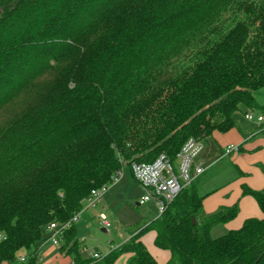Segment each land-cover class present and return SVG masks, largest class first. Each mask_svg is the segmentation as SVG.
<instances>
[{"label":"trees","instance_id":"1","mask_svg":"<svg viewBox=\"0 0 264 264\" xmlns=\"http://www.w3.org/2000/svg\"><path fill=\"white\" fill-rule=\"evenodd\" d=\"M259 92L264 0H0V264H38L46 228L78 214L121 162L173 163L187 140L233 130L236 112L264 118ZM206 171L101 258L82 256L74 224L59 252L158 264L141 241L152 232L165 264H264V187L241 186L262 217L215 238L239 200L206 214L218 191L202 190Z\"/></svg>","mask_w":264,"mask_h":264},{"label":"rangeland","instance_id":"2","mask_svg":"<svg viewBox=\"0 0 264 264\" xmlns=\"http://www.w3.org/2000/svg\"><path fill=\"white\" fill-rule=\"evenodd\" d=\"M256 100L261 107L264 104V92L257 93ZM245 112V114L244 111L236 112L233 115L235 125L244 133L258 125L256 121L257 116H260L263 121L262 113L257 111L251 112L254 114V121H248L245 119V115L250 113V111ZM206 143H208L209 146L212 145V141H206ZM202 152L203 153L199 156L201 160L204 159L203 156L204 153L207 152V149ZM214 152H216V150ZM217 152V154H214L213 157L210 158L212 164L206 167L207 171L204 175V180L206 182L202 189L206 192L213 191L223 185L229 184L237 177V170L231 164L228 157H224L216 162V159L220 155V150ZM197 160L195 162H197ZM122 165L124 169L122 179L119 183L108 186L103 192L101 203L89 210L95 215L104 214L110 223V228L106 229L104 233L101 231L102 227L99 226L95 218H87L88 216H86L85 213L81 214L78 222L75 224L77 232L76 238L80 250L85 249L88 252L100 253L104 256L108 253L109 247L110 249L116 248L128 238L127 232L130 229L141 225L143 221L150 220L154 216H157L156 208L151 203L145 206H137L139 200H141L145 194L144 189L134 179L129 166L126 163ZM252 217L256 216L253 215ZM226 231L227 229L225 227L216 228L211 232V235L216 238L223 235ZM151 235L153 234L150 233L147 237L146 234L144 240L145 245L157 262L163 264L168 254L151 248L150 244L147 243V238ZM82 256L86 258L85 255ZM69 259L72 260V256H69ZM118 264H122L121 261Z\"/></svg>","mask_w":264,"mask_h":264},{"label":"crops","instance_id":"3","mask_svg":"<svg viewBox=\"0 0 264 264\" xmlns=\"http://www.w3.org/2000/svg\"><path fill=\"white\" fill-rule=\"evenodd\" d=\"M245 113L246 112L244 111V114ZM263 124H264V118L261 123H258V125L255 128L247 131L246 133H244L239 127L235 125V128L230 132H228L227 134L222 135L215 133L210 138L202 142L203 150L207 149V152L204 153L203 156L204 159L201 160V158L199 157L197 163L198 164L201 163L204 169H206L208 165L212 164L210 158H212L213 155L217 154L218 153L217 151L220 150V155L216 159V162L223 159L224 157H228L230 159L231 164L235 167L236 170H238L237 177H235L231 183L217 188L218 191H216L214 194L209 196L204 202L205 213L212 214L219 207L231 206L234 202L239 200V215L234 222L225 226L227 230L239 228L242 222L246 219L262 217L259 208L257 207L255 201L252 198L241 197V186L245 184L254 190H261L264 187V175L262 173V168L264 169V134L262 133ZM206 141H212L211 143L212 145L209 146L208 143H206ZM229 145L238 146V148L241 147L242 152H239L237 150L226 154L225 151ZM215 150L216 152H214ZM239 172H241L243 176L239 175ZM89 210L90 209L84 211L83 213H85L86 216H88L87 218H91V219L95 218L97 215H95L93 212H90ZM253 215L256 217H252ZM101 230H105V229L102 228ZM152 234L153 235L147 238V243L150 244L151 248L158 250L153 246L154 233ZM145 237L146 235L141 239L144 245H145L144 242ZM126 240L127 238L125 239V241ZM59 246L58 247L53 246L48 241L43 242L38 250V264H72V260L69 259L68 255L59 252ZM112 249H110L109 247L108 252H110V250ZM149 253L151 254L150 251ZM166 253L168 254V257L166 258L165 263L169 259V253L168 252ZM151 256L154 258L152 254ZM126 260H127V256H123L119 258L115 264H118L120 261L122 264H125ZM155 261L157 262L156 259Z\"/></svg>","mask_w":264,"mask_h":264},{"label":"built area","instance_id":"4","mask_svg":"<svg viewBox=\"0 0 264 264\" xmlns=\"http://www.w3.org/2000/svg\"><path fill=\"white\" fill-rule=\"evenodd\" d=\"M245 119L254 121V114L251 112L246 114ZM256 121L261 123L262 118L257 116ZM237 150L238 146L229 145L225 152L228 154ZM202 151V142L191 138L183 145L173 163L163 155L152 164L131 163L129 166L131 173L145 192L142 199L139 200L138 206H145L151 203L156 208L157 216H160L166 210L167 206L176 198L179 192L190 184L194 178L205 171L201 163L198 164L195 162ZM122 164L121 162V165ZM123 175L124 169L122 165V167L113 174L108 186L119 183ZM107 187L92 190L89 196L83 201L82 210L74 215L70 221L60 226L55 223L50 224L46 228L47 234H49L46 241L58 247L61 242L63 231L68 229L72 224L75 225L84 211L93 209L100 204L103 192ZM95 219L103 229L106 230L110 228V223L104 214H98ZM80 252L82 255H85L86 258L99 259L102 257L100 254L88 252L85 249L80 250ZM19 261L24 262L25 258L20 257Z\"/></svg>","mask_w":264,"mask_h":264},{"label":"water","instance_id":"5","mask_svg":"<svg viewBox=\"0 0 264 264\" xmlns=\"http://www.w3.org/2000/svg\"><path fill=\"white\" fill-rule=\"evenodd\" d=\"M194 224V223H193ZM102 232H105V230H101Z\"/></svg>","mask_w":264,"mask_h":264}]
</instances>
